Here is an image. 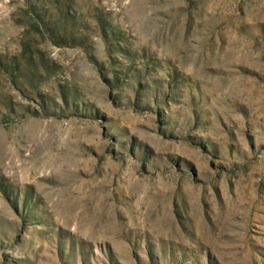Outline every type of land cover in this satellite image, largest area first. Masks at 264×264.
<instances>
[{
    "label": "rangeland",
    "instance_id": "rangeland-1",
    "mask_svg": "<svg viewBox=\"0 0 264 264\" xmlns=\"http://www.w3.org/2000/svg\"><path fill=\"white\" fill-rule=\"evenodd\" d=\"M0 264H264V0H0Z\"/></svg>",
    "mask_w": 264,
    "mask_h": 264
}]
</instances>
